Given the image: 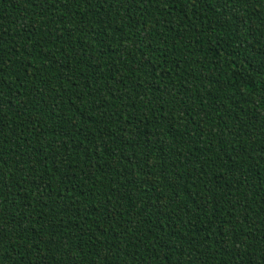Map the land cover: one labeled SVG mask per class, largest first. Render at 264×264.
Masks as SVG:
<instances>
[{"label": "trees", "instance_id": "obj_1", "mask_svg": "<svg viewBox=\"0 0 264 264\" xmlns=\"http://www.w3.org/2000/svg\"><path fill=\"white\" fill-rule=\"evenodd\" d=\"M0 264H264V0H0Z\"/></svg>", "mask_w": 264, "mask_h": 264}]
</instances>
